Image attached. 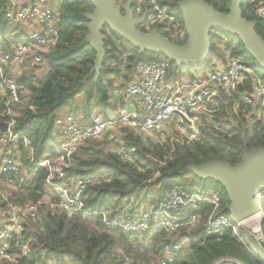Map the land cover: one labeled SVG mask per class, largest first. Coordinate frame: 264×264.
<instances>
[{
	"label": "trees",
	"instance_id": "16d2710c",
	"mask_svg": "<svg viewBox=\"0 0 264 264\" xmlns=\"http://www.w3.org/2000/svg\"><path fill=\"white\" fill-rule=\"evenodd\" d=\"M53 1H56L61 27L58 44L47 57L46 68L41 73L31 71L19 78L25 94L18 106L16 129L31 140L35 158H43L52 152L50 149L54 140L50 133L55 119L63 115L59 113L60 109L67 107V113L81 109L90 115L99 104L108 101L111 92L114 96L118 91L119 88H113L114 79L121 75L127 78L139 63L167 61V77L176 78L181 74L190 77L205 75L229 59H238L250 73L244 75L234 91L218 92L206 103L200 122L196 123L198 136L195 140L185 138L184 142H170L167 138L154 143L144 135H135L133 131L122 129L118 140L132 151L131 161L121 160L109 151L107 145L93 140L86 142L73 155L74 166L69 170L77 175L101 173L106 177L88 186L84 192L85 207L91 210L110 209L115 215L128 206L131 199L155 204L175 186H200L203 183L201 188L216 193L221 199L215 214L229 215V201L224 188L211 179H198L192 173L185 172V168L190 164L200 165L216 160L233 166L239 162L243 153L264 148V114L258 106L247 105L244 101L258 80L264 83V75H256L260 68L244 52L238 37L211 29V49L204 64L196 68L176 66L165 57L150 52L139 53L138 48L105 27L102 34L106 36V58L102 69L90 77L88 75L95 52L89 45H83V42L89 23L85 14L93 10V5L86 0ZM179 1L165 0L161 4H165L168 11L177 16L180 27L184 29ZM202 1L220 13H227L231 0ZM6 3L7 0H0V44L9 48L14 43L26 42L27 38L20 23L9 25L4 19ZM258 8H264V0H242V16L255 23V31L264 41V24L254 14ZM153 28L171 40L170 30L166 31L163 25ZM78 101L82 102L81 105ZM182 127L186 128L185 125ZM125 130L130 134L125 135ZM21 152L27 159L26 153ZM25 166L27 169L32 168L27 161ZM45 175L44 169H36L34 177L20 182V179L4 174L0 177V187L5 189L3 184L10 178L14 186H17V189L7 187L11 202L34 201L45 192ZM262 202L264 205V200ZM188 213L199 216L197 226L189 235L184 230L169 235L164 229L157 228L144 234L127 236L119 230L104 229L99 221L85 219L80 215L68 217L42 206L38 218L29 221L24 229L25 237L30 240L33 257L30 264L44 256L54 258L57 264H121V259L114 255L118 250L134 264H152L162 257L164 247L176 243L183 236L191 238L190 243L187 249L181 248L174 264H212L226 257L218 241L236 249V254L228 258L241 264H264V260L257 254L244 249L243 244L230 231L211 236L203 233L202 225L212 213V207L203 205L199 210ZM0 264L5 263L0 261Z\"/></svg>",
	"mask_w": 264,
	"mask_h": 264
},
{
	"label": "built area",
	"instance_id": "2783aa9c",
	"mask_svg": "<svg viewBox=\"0 0 264 264\" xmlns=\"http://www.w3.org/2000/svg\"><path fill=\"white\" fill-rule=\"evenodd\" d=\"M115 1L123 8L127 0ZM162 2L165 0H132L134 17L146 13V18L137 27L147 32L156 25H163L166 31L170 30V41L184 45L187 41L185 29L180 27L177 16L168 11ZM254 14L264 24V8L256 9ZM3 15L9 25H22L27 41L14 43L9 48L0 44V122L7 124V129L0 132V177L6 174L22 182L34 177L36 169H44L46 175L45 192L34 201L11 202L9 192L0 187V261L5 264H30L33 257L24 229L29 221L38 218L42 206L68 217L80 215L99 221L104 229H115L134 236L157 228L164 229L169 235H176L181 230L189 235L197 226L199 216L188 212L207 205L212 207V213L202 225L206 236L221 235L227 231L238 236L240 227L255 218L261 233L264 187L257 192L260 212L236 224L229 215L215 214L221 205L220 197L197 185L175 186L155 204L131 199L128 206L114 215L110 209L91 210L85 207V190L105 180L104 174L77 175L69 171L74 166L73 155L82 145L106 135L110 141L107 144L109 151L125 162L131 161L132 151L112 134L119 127H126L139 135L161 134L170 125L172 115H181L190 121V125L181 121L190 129L186 138L195 140L198 130L192 112L204 106L218 92L229 93L238 87L244 75L250 73L240 60L229 59L205 75L188 77L181 85L168 79L167 61L139 63L134 69V79L122 87L125 96L132 101L130 107L118 108L109 115L98 110L90 115L77 111L58 116L50 133L54 140L50 149L52 152L36 159L31 140L16 129L18 106L25 94L19 78L31 71L41 73L46 68L47 57L60 37L58 13L49 0H7ZM244 101L247 105L258 106L264 114V83L258 80ZM21 151L26 153L27 159ZM26 161L31 169L26 168ZM3 185L17 189L10 178ZM190 239L183 236L176 243L164 247L162 257L152 264H174L182 246L190 243ZM114 255L121 259V264H134L119 250ZM226 262L231 261L223 258L214 264ZM32 264L57 262L44 256Z\"/></svg>",
	"mask_w": 264,
	"mask_h": 264
},
{
	"label": "water",
	"instance_id": "95a60500",
	"mask_svg": "<svg viewBox=\"0 0 264 264\" xmlns=\"http://www.w3.org/2000/svg\"><path fill=\"white\" fill-rule=\"evenodd\" d=\"M86 1L93 5V10L85 14L89 23L83 42V45H89L95 52L93 66L88 75L90 77L102 69L106 58V36L102 34L105 27L138 48L139 53L150 52L165 57L176 66L196 68L204 64L211 49V29L229 33L238 37L244 52L252 57L254 65L262 69L264 75V41L255 31V23L242 16V0H231L227 13L216 11L202 0L179 1L178 8L187 35L184 45L168 40L157 29L147 32L139 30L137 26L146 18V13L141 17H134L131 10L132 0H127L123 8L115 0ZM178 116L184 124L190 125L187 118ZM6 129L7 124L0 122V132ZM185 172L192 173L203 181L211 179L224 188L229 201V216L233 223L250 219L260 212L257 192L264 187V148L243 153L239 162L233 166L220 160L207 161L200 165H187ZM258 243L264 248L263 237L259 238ZM223 258L234 264H241L233 258Z\"/></svg>",
	"mask_w": 264,
	"mask_h": 264
},
{
	"label": "rangeland",
	"instance_id": "374dc122",
	"mask_svg": "<svg viewBox=\"0 0 264 264\" xmlns=\"http://www.w3.org/2000/svg\"><path fill=\"white\" fill-rule=\"evenodd\" d=\"M49 2L55 4L56 1L52 2V0H49ZM23 40L26 41V38H24ZM253 61H252V63H254ZM257 70L258 71H257L256 75L262 76L263 75L262 69H257ZM78 100H79V98H78ZM210 100H212V98ZM205 105H206V103L204 104V106L199 107L198 109H196L192 112L193 116H194L193 118L195 119V122H194L195 124L196 123L198 124L200 122V117L203 115V113L205 111L204 110ZM73 107L74 106H72V108ZM97 109L101 112H104L105 106L103 105V103H101V104H99ZM67 112H68L67 107L59 110V113H67ZM169 124L170 125L164 131H162L161 134L144 135L143 137L149 138L154 143L165 141V140H167V138L169 139L170 142H174V141L184 142V139L190 133H189L188 129L182 127L184 124L181 122L179 117L177 115H172L169 119ZM122 129H127V128L126 127H119L117 129H115L112 132V134L117 139H119L118 136H120V134L122 133ZM128 130L130 132H132V130H130V129H128ZM129 131L125 130L124 131L125 135L130 134ZM134 133H135V135L137 134L136 132H134ZM108 137L109 136L106 135L105 137H102V138L97 139L95 141H100L102 144L107 145L108 144ZM202 186H203V183L200 184L199 187L201 188ZM3 187H5V190H7L6 186L3 185ZM240 228L241 229L238 233V236H236V237L238 238L240 243L243 244V248L244 249L247 248V250L249 252H253L254 254H257L260 257V259L264 260V251H263L264 248H262L260 246V244L258 243L259 238H261L262 235L264 236V224L260 225L261 233L258 232L259 223H257V221H255V219L247 220L245 222V224L243 226H241ZM263 241H264V237H263ZM218 243H221L223 251L226 254V257H229L231 255L236 254V249L234 247H230L228 244H226L223 241H218ZM188 246H189V243H187L186 246H182V248L185 247V249H187Z\"/></svg>",
	"mask_w": 264,
	"mask_h": 264
},
{
	"label": "crops",
	"instance_id": "0c3cea01",
	"mask_svg": "<svg viewBox=\"0 0 264 264\" xmlns=\"http://www.w3.org/2000/svg\"><path fill=\"white\" fill-rule=\"evenodd\" d=\"M53 5H56V3L53 4ZM133 73H134V71H133ZM188 77H190V76L187 75V74H181L180 77H176V78L175 77H170L168 79L173 80L177 85H179L180 83H182ZM133 79H134V74H131V75L127 76V78H126L125 75H121V76H119V77L114 79L113 88L114 89L119 88V89H118V91L116 93H114V96H113L112 92L109 94L108 101L103 104L105 106L104 113L109 115L110 113L115 112L118 108L130 107L131 106L132 101L125 96V94L123 93L122 87L125 86L126 84L130 83ZM81 103L79 102L80 105H81ZM97 108L95 110H93L91 112V114L93 112L97 111L98 110ZM77 111L84 112L81 109H78ZM63 114H65V113H63Z\"/></svg>",
	"mask_w": 264,
	"mask_h": 264
},
{
	"label": "bare ground",
	"instance_id": "6f19581e",
	"mask_svg": "<svg viewBox=\"0 0 264 264\" xmlns=\"http://www.w3.org/2000/svg\"><path fill=\"white\" fill-rule=\"evenodd\" d=\"M258 219L257 218H255V221H257Z\"/></svg>",
	"mask_w": 264,
	"mask_h": 264
}]
</instances>
